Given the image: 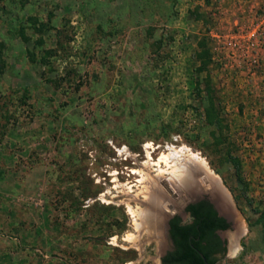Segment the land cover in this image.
Segmentation results:
<instances>
[{
  "label": "rangeland",
  "instance_id": "obj_1",
  "mask_svg": "<svg viewBox=\"0 0 264 264\" xmlns=\"http://www.w3.org/2000/svg\"><path fill=\"white\" fill-rule=\"evenodd\" d=\"M173 151L230 196L219 264H264V0H0V264H162L128 206L190 221Z\"/></svg>",
  "mask_w": 264,
  "mask_h": 264
},
{
  "label": "trees",
  "instance_id": "obj_2",
  "mask_svg": "<svg viewBox=\"0 0 264 264\" xmlns=\"http://www.w3.org/2000/svg\"><path fill=\"white\" fill-rule=\"evenodd\" d=\"M186 211L190 214L189 222L175 216L169 223L174 250L162 259V264H204L197 251L208 264H219L225 248L216 231L227 230L229 225L206 200L188 205Z\"/></svg>",
  "mask_w": 264,
  "mask_h": 264
},
{
  "label": "bare ground",
  "instance_id": "obj_3",
  "mask_svg": "<svg viewBox=\"0 0 264 264\" xmlns=\"http://www.w3.org/2000/svg\"><path fill=\"white\" fill-rule=\"evenodd\" d=\"M181 155L179 151H173L168 155L165 154L156 164H154V166L158 167L159 174L170 175V178L166 179V183L173 187L176 195L180 194V189L183 191L190 190V192H193V194L189 193L188 196L193 197L200 192V185L202 184L204 187L207 186L211 189L212 196L218 207L223 211L226 208V210H228L229 204L224 193L218 186L220 185V182L217 180L218 177L210 170L207 163L194 154H190L187 158L188 160L183 163V159L178 158ZM163 165L166 169L163 168ZM167 170L170 171L167 172ZM159 197L160 196L156 195V193H151L147 196V200L149 203L157 205L159 203ZM128 209L134 218L137 229L141 228L143 223H147L149 225L151 224L155 228H157L161 223L162 216L159 213L157 214V212L154 213L150 210L136 211L130 206H128ZM139 220H141V223ZM134 239L135 237L132 234L128 236V241H133ZM230 243L231 253L235 254L239 248L236 240V234H232L230 236Z\"/></svg>",
  "mask_w": 264,
  "mask_h": 264
},
{
  "label": "water",
  "instance_id": "obj_4",
  "mask_svg": "<svg viewBox=\"0 0 264 264\" xmlns=\"http://www.w3.org/2000/svg\"><path fill=\"white\" fill-rule=\"evenodd\" d=\"M219 188L222 190V192L224 193L227 201H228V206H229V214L227 212H225V210L223 211L222 209H220L218 207V205L216 204V201H214V198L212 196V191L209 187H204L202 185H200V192L191 197L190 199H186L184 200V205L181 207L184 214H186L185 212V208L188 204L190 203H194V202H198V201H201V200H207L212 206L213 208L217 211L218 215L221 216V217H224L226 218L229 222L232 223V228L233 229H237L238 228V225L236 224V218H235V212H234V206L232 204V201L230 200V196L228 195V193L226 192V190L222 187V185H218ZM172 210V209H171ZM176 214L175 213H170V214H167V219L164 218V216L162 215V222L165 224V230H166V234L167 236L169 237V240H170V244H171V248L170 250L173 248V243L171 241V238H170V234H169V225H168V222L169 220L174 217ZM222 233V232H221ZM225 233V232H224ZM240 233V231H239ZM238 233V234H239ZM222 235V234H221ZM240 238V237H239ZM197 253L199 254V256L202 258L203 260V263L204 264H208L206 258L204 257V255L202 253H200L199 251H197Z\"/></svg>",
  "mask_w": 264,
  "mask_h": 264
},
{
  "label": "flooded vegetation",
  "instance_id": "obj_5",
  "mask_svg": "<svg viewBox=\"0 0 264 264\" xmlns=\"http://www.w3.org/2000/svg\"><path fill=\"white\" fill-rule=\"evenodd\" d=\"M202 201V200H201ZM207 201V200H206ZM198 202H200V201H198ZM198 202H194V203H190V204H188V205H192V204H196V203H198ZM187 205V206H188ZM187 206H186V208H187ZM213 207V206H212ZM186 208H185V212H186V214L185 215H187V216H189V219H190V214L186 211ZM214 209V208H213ZM227 209V208H226ZM225 209V211L226 212H229L228 210H226ZM215 210V209H214ZM216 211V210H215ZM184 213V212H183ZM216 213H217V211H216ZM217 215H218V213H217ZM175 216H177V215H175ZM174 216V217H175ZM219 216V215H218ZM174 217H172L170 220H169V222H168V225H169V230H170V221L174 218ZM177 217H179V216H177ZM220 218H223L225 221H226V223L229 225V228L227 229V230H229L230 228H232V223L231 222H229L226 218H224V217H221V216H219ZM180 218V217H179ZM181 219V218H180ZM182 220V219H181ZM183 222V221H182ZM227 230H217L216 231V234L218 235V237L220 238V240L222 241V246L225 248V253H224V257L227 255V253H228V245H229V239L227 238V239H225V238H223L222 236H221V234H224V232H227ZM222 232V233H221ZM170 234V233H169ZM238 236V235H237ZM236 236V240H237V243H238V237ZM171 238V237H170ZM171 241H172V239H171ZM172 243H173V241H172ZM173 248L171 249V250H169V251H167L164 255H163V257L161 258V263H162V259L169 253V252H172L173 250H174V243H173V246H172ZM223 257V258H224Z\"/></svg>",
  "mask_w": 264,
  "mask_h": 264
}]
</instances>
